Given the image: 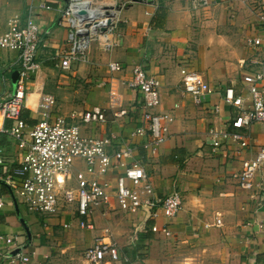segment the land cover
I'll list each match as a JSON object with an SVG mask.
<instances>
[{"label": "crops", "instance_id": "0c3cea01", "mask_svg": "<svg viewBox=\"0 0 264 264\" xmlns=\"http://www.w3.org/2000/svg\"><path fill=\"white\" fill-rule=\"evenodd\" d=\"M41 1H47L52 9H38ZM63 1L0 0V34L11 15L25 16L30 8H34V20L51 32L49 37L41 36L44 44L38 51L39 67L29 81V101L22 108L21 117L27 124H34L40 95L48 92L57 100L53 116H67L71 110L93 106L106 109L105 122L82 126L85 135H115L116 140L129 135L138 122L142 97L126 83L132 77V65L141 63L158 79V110L170 112L174 120L167 139L154 156L147 157L141 147L134 156L145 164L158 195L175 188L180 191L182 209L169 219H143L141 213L140 219L133 220L140 229L139 239L133 240L132 221L115 201L119 170L113 168L103 176L112 209L107 214L99 209L83 217L94 222L93 229L79 226L81 216L75 212V205L60 209L46 220L20 202L17 210L9 188L0 183V200L4 203L0 209V233L16 235L31 253L33 264H90L84 258V250L104 235L107 225L120 255L107 264H264V198L258 191L240 188L234 176L243 159L251 157L262 142V125L252 126L253 147L241 155L211 153L207 130L211 126L231 129L229 119L235 113L234 107L224 103L221 93H217L211 99L220 103V111L210 113L184 92L180 73L181 66L190 64L220 92L233 86L236 94L248 100L242 77L249 68L243 67L241 60L254 58V69H264V28L258 23L257 0H210L209 6L198 10H192L186 0L134 1L121 13L120 47L110 52L95 47L87 60L76 62L69 69H63L59 60L53 58L67 45L66 29L58 25ZM254 38H260L261 44L255 45ZM110 61L122 63L125 69L111 71ZM18 68V52L0 50V96L14 92ZM111 87L121 92L128 111L121 118H116L108 106ZM14 123L0 113V161L7 168L20 162L15 140L2 131ZM229 148L234 150L235 145ZM3 163L0 162V179L7 170ZM83 167L77 162L78 169ZM216 217L221 218V226H204ZM154 223L165 225L170 233L153 231ZM8 248L0 241V250ZM0 264L9 263L0 257Z\"/></svg>", "mask_w": 264, "mask_h": 264}, {"label": "built area", "instance_id": "2783aa9c", "mask_svg": "<svg viewBox=\"0 0 264 264\" xmlns=\"http://www.w3.org/2000/svg\"><path fill=\"white\" fill-rule=\"evenodd\" d=\"M135 0H64L59 8L58 25L66 29V48L56 52L54 59L59 60L63 69H69L76 62L87 60L93 48L110 52L121 45V13ZM148 1V0H141ZM192 10L210 5V0H186ZM260 8L258 23L264 28V0H257ZM38 9H52L47 1H41ZM34 8L24 16L14 13L6 22L0 34V50H14L19 55V68L14 92L0 96V113L4 118L15 121L2 131L16 142L20 152V162L7 168L2 180L17 202L28 211L47 219L56 215L60 209L75 205V212L81 216L79 226L93 229L94 222L83 219L103 209L107 214L111 207V194L107 182L103 180L111 169L119 173L115 181V201L118 208L132 221V239H139V225L133 220L143 214V219H169L182 209V195L175 188L165 195H158L145 164L134 156L141 147L147 157L154 156L168 136L169 125L174 120L170 112L159 111L161 103L160 86L156 75L149 74L141 63L132 65V77L127 86L138 91L142 97L141 113L134 129L129 135L117 140L115 135L96 137L85 135L82 126L101 123L107 120L106 109L93 106L82 110H71L67 116L53 112L57 108L56 97L43 92L37 104V121L29 125L21 117V110L29 101V81L39 67L38 51L43 42L42 34L50 36L33 18ZM47 41V38H45ZM255 45L261 44L254 38ZM254 58L241 60L249 70L243 75L242 82L248 92V100L236 94L233 86L220 92L190 64L180 68L184 92L190 94L196 104H203L210 113L220 111V103L211 97L221 93V100L234 107V115L229 119V127H209L210 152L237 157L243 150L253 147L252 126L262 125V142L251 157L243 159L238 173L234 174L240 188L258 191L264 198V69H254ZM253 68V69H252ZM109 69L123 71L125 66L118 61H110ZM248 102V103H247ZM108 106L116 118L125 116L121 92L111 87L108 91ZM139 140V141H137ZM235 145L234 150L229 147ZM77 162L83 164L77 168ZM257 177L260 181L257 182ZM4 203L0 200V209ZM141 219V220H143ZM65 224L64 226H67ZM222 220L216 217L205 222V227L221 226ZM151 229L169 234V229L153 224ZM104 235L84 250V258L90 264H107L117 260L118 245L112 239L109 225L103 229ZM0 241L9 248L0 250V257L9 264H33L32 255L18 242L17 236L0 233ZM259 264V263H254Z\"/></svg>", "mask_w": 264, "mask_h": 264}, {"label": "water", "instance_id": "95a60500", "mask_svg": "<svg viewBox=\"0 0 264 264\" xmlns=\"http://www.w3.org/2000/svg\"><path fill=\"white\" fill-rule=\"evenodd\" d=\"M135 1H141V0H135ZM0 183H4V181L2 179H0ZM15 200V199H14ZM15 205H16V209L18 210V204H17V201L15 200ZM27 228V227H26ZM30 234V233H29Z\"/></svg>", "mask_w": 264, "mask_h": 264}, {"label": "rangeland", "instance_id": "374dc122", "mask_svg": "<svg viewBox=\"0 0 264 264\" xmlns=\"http://www.w3.org/2000/svg\"><path fill=\"white\" fill-rule=\"evenodd\" d=\"M125 216H122V220L125 222L126 220H125V218H124ZM127 222V221H126ZM127 225H128V222H127ZM127 225H124L125 227H126V229L128 228V226ZM121 230H123V228L121 229Z\"/></svg>", "mask_w": 264, "mask_h": 264}]
</instances>
